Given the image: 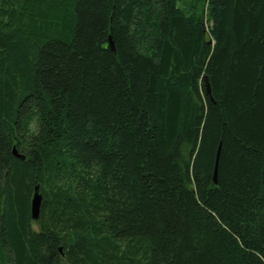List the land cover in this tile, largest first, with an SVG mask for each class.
I'll return each instance as SVG.
<instances>
[{"label": "trees", "instance_id": "1", "mask_svg": "<svg viewBox=\"0 0 264 264\" xmlns=\"http://www.w3.org/2000/svg\"><path fill=\"white\" fill-rule=\"evenodd\" d=\"M0 264H264V0H0Z\"/></svg>", "mask_w": 264, "mask_h": 264}, {"label": "water", "instance_id": "2", "mask_svg": "<svg viewBox=\"0 0 264 264\" xmlns=\"http://www.w3.org/2000/svg\"><path fill=\"white\" fill-rule=\"evenodd\" d=\"M109 41H110V45H112L111 39H109ZM204 82H205L206 93H209L210 85L206 77L204 78ZM12 153L17 158L23 159V156L18 154L15 148H13ZM218 159H219V148L215 156V162H214V168H213V181L215 184L217 183ZM41 204H42V195L38 191V186H35L33 194L31 196V201H30V216L33 221H36L39 218Z\"/></svg>", "mask_w": 264, "mask_h": 264}, {"label": "rangeland", "instance_id": "3", "mask_svg": "<svg viewBox=\"0 0 264 264\" xmlns=\"http://www.w3.org/2000/svg\"><path fill=\"white\" fill-rule=\"evenodd\" d=\"M32 229L35 230V231L38 230V226L36 225V223H33V224H32ZM63 262H64V261H63Z\"/></svg>", "mask_w": 264, "mask_h": 264}]
</instances>
